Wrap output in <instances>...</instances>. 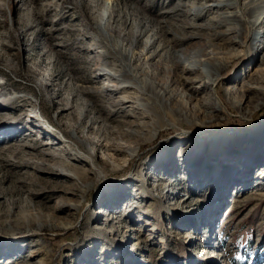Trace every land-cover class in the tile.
Listing matches in <instances>:
<instances>
[{
	"label": "rangeland",
	"instance_id": "obj_1",
	"mask_svg": "<svg viewBox=\"0 0 264 264\" xmlns=\"http://www.w3.org/2000/svg\"><path fill=\"white\" fill-rule=\"evenodd\" d=\"M263 29L261 0H0V264H264Z\"/></svg>",
	"mask_w": 264,
	"mask_h": 264
},
{
	"label": "bare ground",
	"instance_id": "obj_2",
	"mask_svg": "<svg viewBox=\"0 0 264 264\" xmlns=\"http://www.w3.org/2000/svg\"><path fill=\"white\" fill-rule=\"evenodd\" d=\"M261 2H264V0H261ZM105 18V15H103L102 19ZM256 39V40H255ZM257 42H259V45L258 46H261V48L264 46V29L262 31H259V36H255L254 37V42L253 44L255 45ZM256 51L259 50L258 48H254ZM264 61V59H263ZM200 60H196V59H193V61H190L187 65H186V72H191V71H194L196 67H198V64H200ZM197 64V66H195ZM259 71L255 70L254 72L248 74L246 76L247 80L251 79L252 77H254ZM125 78H127L128 80L127 81H130V83L133 85V84H136L137 81H139V79L137 78V76L133 75L132 73H128V75H125ZM182 80H185L188 78V76H182L181 77ZM126 81V80H125ZM247 82V81H246ZM127 86V84H125ZM124 86V85H122ZM123 88V87H122ZM252 88V87H251ZM254 88V87H253ZM258 88V87H257ZM245 92V91H244ZM123 96H126L123 95ZM247 96V95H246Z\"/></svg>",
	"mask_w": 264,
	"mask_h": 264
}]
</instances>
